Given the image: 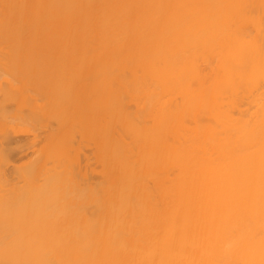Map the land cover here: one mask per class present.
<instances>
[{"label":"bare ground","instance_id":"obj_1","mask_svg":"<svg viewBox=\"0 0 264 264\" xmlns=\"http://www.w3.org/2000/svg\"><path fill=\"white\" fill-rule=\"evenodd\" d=\"M10 3L7 5L15 13H4L0 3V52L3 63L9 62L11 78L4 73L7 69L0 70L4 74H0V124L16 117L9 108L19 92L30 89L35 93L33 99H24L19 93L17 99H21L14 104L22 109L13 111L17 114L19 110L17 116L27 113L33 117L34 113L38 120L50 116L56 122L48 118L49 126H55L50 128L46 117L41 125L50 130L34 125L36 132L32 129L31 137L19 139L23 155L29 147L33 152L24 168V180L33 182L43 172L44 162L50 173L40 185L41 192L38 184L31 185L32 190L28 184L31 193H24L27 183L23 182L20 203L15 201L17 194H11L16 199L5 198L22 209L14 208L18 214L14 222H20L17 230L7 228L15 238L6 236L11 240L6 245L0 232L4 263L264 264V103L263 96L246 99L242 93L264 79V0ZM28 3L33 21L20 28L23 32L28 27L24 32L29 35H23L12 23L24 17L21 7ZM40 8L48 9L45 29H41L39 18L45 16ZM198 14L202 19H196ZM164 31L175 40L161 39ZM148 47L156 49L151 57H143ZM88 62L103 65L96 79L88 80L89 86L81 84ZM201 63L209 69L200 71ZM29 68L31 80L23 73ZM93 72L90 67L87 75ZM76 79L82 80L81 88ZM91 85L89 104L81 91L76 92ZM72 91H76L74 95ZM4 99L10 100H6L7 109ZM22 99L31 102L36 111L28 113L30 108L23 107ZM243 104L258 107L252 110ZM38 139L46 142L43 154L35 145ZM78 139L87 140L81 142L93 149L86 152L97 156L100 175L96 183L86 175L91 164L83 161L88 167L85 170L81 160L92 154L75 151L67 158L61 154V149L72 147ZM3 147L12 153L10 143ZM46 148L52 150L50 163ZM38 153L42 161L37 156L36 161L31 160ZM3 160L1 155V165L6 158ZM235 165L247 169L235 173ZM208 166L216 168V176L207 171ZM210 183L217 191L210 190ZM56 185H62L65 193L72 191L59 193V198L66 196L67 200L75 192L83 196L79 204L80 197L67 200L72 201L68 207L76 206L69 207L71 213L68 207L58 209L61 206L54 202L58 197L52 204L48 201L44 188L54 189L56 196ZM34 191L40 200L49 196L46 205L50 209L40 207L45 201L33 207L31 200L23 201L21 195ZM21 201L29 203L25 207ZM1 218L6 227L13 223Z\"/></svg>","mask_w":264,"mask_h":264},{"label":"rangeland","instance_id":"obj_2","mask_svg":"<svg viewBox=\"0 0 264 264\" xmlns=\"http://www.w3.org/2000/svg\"><path fill=\"white\" fill-rule=\"evenodd\" d=\"M12 2H13V0H11ZM0 3H3V5L2 6H4L3 8H4V13H5V10H6V13H7V11L8 12H10L11 14L12 13H15L14 12V10H11V8L9 7L10 5L9 4H11L12 5V3H10V0H0ZM7 3H9L8 5H7ZM23 5V4H22ZM25 6H23V7H21V8H25V11H24V17L21 19V20H18L17 22L15 21V20H13V21H15V22H13L12 24H13V26L12 25H10V26H12V27H17V30L19 29V30H21L20 28H22V27H24L27 23L26 22H28V21H30L31 19H33V10H32V7L30 6V4L28 3V4H24ZM32 5V4H31ZM1 6V7H2ZM1 10H3L2 8H0ZM15 9V8H14ZM16 9H17V7H16ZM15 9V10H16ZM41 9V8H40ZM39 9V10H40ZM0 10V27H2V21L1 20H3V14H2V11ZM20 10V8L18 9V12L21 14V13H23L22 11H23V9H22V11H19ZM42 11L40 12V13H43L42 15H44L45 17H43V18H45V19H43L42 20V18H39L40 20H41V22H42V24H43V26H41V29H45V26H44V24L46 25L47 24V11H48V9H41ZM9 13V14H10ZM40 13H39V15H40ZM41 15V16H42ZM5 16V15H4ZM12 16V18H13V15H11ZM15 17H17L16 16V14H15ZM21 17V16H20ZM10 19V16L8 17V20ZM18 19H20L19 17H18ZM196 19H202V15H200V14H198L197 16H196ZM12 20V19H11ZM263 20V24H264V18L262 19ZM4 21H5V19H4ZM31 21H33V20H31ZM39 21V20H38ZM44 21H46V22H44ZM5 22H7V19H6V21ZM35 22H37V21H35ZM40 22V21H39ZM44 22V23H43ZM26 23V24H25ZM175 23H178L177 21L175 22ZM10 24H11V22H10ZM30 24H32V22L30 23ZM30 24L28 25V26H30ZM34 24V23H33ZM42 24H40V25H42ZM9 26V27H10ZM32 26V25H31ZM42 27H44V28H42ZM28 27L26 26L25 27V29H24V31H28V29H27ZM33 28V26L32 27H30V32L33 30L32 29ZM12 29H16V28H12ZM11 29V30H12ZM32 29V30H31ZM23 30V29H22ZM22 30H21V32H22ZM15 31V30H14ZM22 32V34L24 35L25 33H26V35H29L27 32ZM26 35H25V37H26ZM161 36H162V38L161 39H165V40H167V41H174L175 40V37L174 36H171L170 34H168V33H166L165 31L164 32H162L161 33ZM23 37V36H22ZM24 37V38H25ZM26 38H28V36L26 37ZM31 38V37H30ZM32 39V38H31ZM31 39H30V41H31ZM29 39H27V40H25V42H26V44L27 43H29V41H28ZM25 42H23L24 44H25ZM31 43V42H30ZM29 43V44H30ZM26 44H25V46H26ZM27 46H30V45H28L27 44ZM31 47V46H30ZM154 47H148L143 53H142V56L143 57H151L152 56V53H153V51H154V49H156V48H154ZM27 49H29V48H27ZM34 52V51H33ZM3 53V51H1L0 52V70H1V72L2 71H4L5 69H9V67H8V63L9 62H6V61H4L5 62V64L3 63V58H2V54ZM27 54H28V50H24V55L25 56H27ZM38 54V53H37ZM4 55H5V53H4ZM29 55V54H28ZM33 55V54H32ZM105 56H106V54H105ZM5 57H6V55H5ZM34 58V57H33ZM138 58V57H137ZM2 59V60H1ZM6 60V59H5ZM107 60V59H106ZM103 61H104V58H103ZM35 62H36V60H35ZM31 64H33V63H31ZM106 64H104V66H105ZM25 66H27V65H25ZM25 66H23V67H25ZM36 66H38V65H36ZM30 67H32V66H30ZM87 67V68H86ZM90 67H93V70H94V72H93V74L91 75V76H88L87 75V70L90 68ZM103 67V65L101 66V65H99V64H91V63H87V65L84 67L85 68V70H84V72L82 71V74L84 75H82V79H83V82H81L82 80H80L79 82L77 81V79L76 80H74V81H76L77 83H79L80 84V82H81V84H83V83H85V82H87V86H89V84H88V80H89V83H90V81L93 79V78H95V76H96V74L100 71V69ZM5 68V69H4ZM26 68V67H25ZM28 68V67H27ZM34 68V67H33ZM83 68V69H84ZM107 68V67H106ZM4 69V70H3ZM22 69V68H21ZM36 69V68H35ZM199 69H200V71H207L209 68H208V66H206L205 65V63H201L200 65H199ZM7 70H6V72L4 71V73H6V75H8V77L7 78H9V80L11 79L10 78V76H9V70H8V72H7ZM21 73H22V71H21ZM21 73H20V71H19V75L21 76ZM23 73H26V78L27 79H29V80H31V78L30 77H32L31 75H30V77H29V75H28V73H32V72H30V68L29 69H25L24 71H23ZM22 73V74H23ZM33 73H35V72H33ZM1 74V73H0ZM3 74V73H2ZM1 74V75H2ZM4 75V74H3ZM2 75V76H3ZM94 75V76H93ZM2 76H0V81L2 80ZM24 76V75H23ZM22 76V77H23ZM93 76V77H92ZM84 77V78H83ZM25 78V79H26ZM74 78V77H73ZM5 79V78H4ZM33 79H35V78H33ZM91 79V80H90ZM96 79V78H95ZM3 81H5V80H3ZM71 81L73 82V79H71ZM7 82V81H6ZM6 82H2V83H4V84H6L7 85V83ZM9 82V81H8ZM95 81H93V83H94ZM75 83V82H74ZM92 83V82H91ZM9 84V83H8ZM80 84V88H81V85ZM95 84V83H94ZM0 85H1V83H0ZM3 85V84H2ZM1 85V86H2ZM5 85V86H6ZM76 86H77V84H75ZM3 87V86H2ZM7 87V86H6ZM84 87V86H83ZM82 87V88H83ZM86 87V86H85ZM84 87V88H85ZM94 87H96V85L95 86H93V88ZM75 88V87H74ZM74 88L72 89V90H74ZM80 89L78 92H76L77 90V88L75 89L76 91H72V93H73V95H74V92H76V93H80V91H81V93L83 94V95H85L87 98L86 99H88V102H89V104H90V102L92 103V98H93V96H92V85H91V88L89 87L88 89ZM94 90V89H93ZM24 92V93H23ZM20 93V95L22 96V95H24V97H22V98H29V100L31 101V99H33V97L31 98V94H35V93H32V91H31V89H30V91H21V92H19ZM19 93H18V95H19ZM243 93V98H256V97H259V96H263V100H264V79L262 80V81H260L259 82V84L258 85H253V87L251 88V89H246L245 90V92H242ZM94 94V93H93ZM16 96V99L14 100V101H19V99H21V97L19 98V99H17V97H19V96ZM27 96V97H26ZM81 96V95H80ZM15 97V96H14ZM11 99H13V98H11ZM5 100V104H6V100L7 99H4ZM4 100H3V102H4ZM262 100V102L261 103H264V101ZM7 101H10L9 99L7 100ZM12 102L13 104L15 103V102ZM22 101V103L21 104H24L23 105V107L25 106L26 108H28V106H29V111H28V113L30 112V110H35L36 111V109H32L31 108V106H30V104H31V102H28L27 100H24L25 101V103L23 102V99L22 100H20V102ZM87 101V100H86ZM26 102L28 103V105H25L26 104ZM9 103H11V102H9ZM16 103H19V102H16ZM94 103V102H93ZM12 104V106H10V107H12V108H9L11 111H8L9 113L11 112L12 114L11 115H13L14 114V116H16V117H11L10 115V117H11V119H7L6 118V120L4 119V122H3V124H0V140H2V141H4L5 139V141H6V144H8V143H10V146L12 147V153L9 155L8 154V152L6 153V151L5 150H3L4 149V147H6V146H4L3 147V144L4 145H6L5 143H2V141H1V143H0V157H1V155L3 156V159L5 160V158H6V160H5V163H3V161H2V163L4 164V165H1L0 164V215L2 214V213H4V215H5V218H4V215L2 214L1 215V217L3 216V219L2 220H4V221H6L7 223L8 222H10V221H13V223H10V224H8L7 225V227H6V224H5V226L3 225V223H2V221H1V223H0V227L2 228V227H5V228H3L2 229V231H0L2 234H1V237H2V239H5V241L3 240V242L5 243L6 242V245H7V243L8 242H10L11 240H8V239H11V237H10V235H13V233L15 232L14 230H17V229H15V227L20 223L19 221L18 222H14V219L17 217V213L14 211V208H15V210H18L19 209V211L22 209V207H16V205H19V204H17V203H20L19 201H17L18 200V198L20 197L19 195L21 194V191H22V188H20V186L21 187H24L25 185H26V183H27V185H26V188L29 186V189L31 188V190H32V186L31 185H33V186H36L37 184L40 186H42V183L46 180V178H47V176L49 175V170H48V163L47 162H44L43 164H45V167H44V170H43V172L40 170L34 177H33V179L34 178H36L37 179V182L35 181L36 179H34V181L32 182H30V179H28V180H24V168H25V166L27 167V165L26 164H28V162H30V159H29V157H31L30 155L33 153H31V152H29V151H31V149L32 148H28L29 149V151H27V154H25V155H23L22 154V152H21V147H20V141H19V139L21 138V136H29V137H31V132H33L34 131V129H33V127H35L34 125H37L38 127H39V129L40 130H44V129H46V128H48V126L49 125H51V124H49V123H47V122H50L52 119H54V121H55V119L56 118H52L51 119V117L50 116H46V115H44L43 117H47V119H46V117L44 118V119H41V120H44L45 121V119H46V125H48L46 128L44 127V126H46V125H41V123H43L41 120H38L36 117H34V113L32 114V116L33 117H31V115H28L27 113L25 114V116H20V114L17 116V114L19 113V110H21V109H19L20 107H22V105L20 106V104H19V106L20 107H18V105H13ZM89 104H88V106H89ZM95 104V103H94ZM10 104H8V106H9ZM87 106V105H86ZM5 107H6V109L8 108L7 107V104L5 105ZM242 107H251V109L252 110H255L257 107H258V105L257 104H243L242 105ZM24 109L25 111H23V112H26V110L27 109ZM17 109H19L18 110V113L16 114V111H13V110H17ZM8 112H6L7 113V116H8ZM39 115H40V117H41V113H39ZM43 115V114H42ZM9 117V118H10ZM37 117H39L38 116V114H37ZM42 117V118H43ZM48 118H50L51 120L49 121L48 120ZM7 121V122H6ZM53 122V121H52ZM51 122V123H52ZM56 122V121H55ZM53 124H55V123H53ZM56 126H57V124H55ZM42 127H43V129H42ZM50 127V126H49ZM54 128H55V126H53ZM52 126L50 127V128H53ZM32 129H33V131H32ZM38 129V130H39ZM49 129V128H48ZM37 130V129H36ZM38 130H37V132H38ZM47 130V129H46ZM50 130V129H49ZM45 131V130H44ZM43 131V132H44ZM34 132H36V131H34ZM39 132H41V131H39ZM41 133L42 135L44 134V133H46V132H44V133ZM49 133V132H48ZM42 135H41V139H42ZM38 136H40V135H38ZM43 136H45V135H43ZM47 136V135H46ZM45 136V137H46ZM45 137H43L44 138V141L46 140V138ZM39 138V137H38ZM39 140L38 139V141L36 140V142H38L37 144H35L36 145V147H38V148H36V150L38 149V150H40V152H42V149L41 148H43V150H44V146L43 145H45L44 143H46V142H42V140ZM81 140H83V141H85L84 139H81ZM81 140L80 139H78V140H76L74 143H73V146L71 147V146H68L67 147V149L66 150H64L63 149V151H62V149H61V154L64 156V157H66V155H69V157H70V154H74L75 153V151H76V153H81L82 155L84 154V152H88V150H90V149H93L92 148V146H91V144L89 145V146H85V145H88V144H85L84 145V143H87L88 141L86 140L84 143H82L81 142ZM4 141V142H5ZM7 141H8V143H7ZM40 141V142H39ZM49 143V142H48ZM47 145V144H46ZM51 145V147L53 146L52 144H50ZM79 145H84V146H82L83 148L81 149V147H79ZM31 147H33V146H31ZM53 148V147H52ZM79 148V149H78ZM5 149H8V148H5ZM10 149V148H9ZM51 149V148H50ZM49 148H46V151H45V153H46V157H47V159H48V162L50 163V161H49V154L52 152V150H50ZM71 149V150H70ZM78 150H80V151H78ZM78 151V152H77ZM36 153H37V151H35ZM66 152H67V154H66ZM86 152V153H87ZM44 153V151L41 153V154H43ZM70 153V154H69ZM75 153V154H76ZM85 153V154H86ZM90 153V152H89ZM89 153H87L88 155H89ZM30 154V155H29ZM39 154V153H38ZM38 154L37 155H34V158H32L31 160H33V159H35V161L38 159V161H40V159L42 158L43 159V156L42 155H40V158H39V156H38ZM84 154V155H85ZM92 154V156H86L85 155V157L84 156H81V160H82V162L84 161H87V165H90L89 166V169H88V167H87V165L83 162V167H84V164L86 165L85 166V170H87L89 173H86V175H88L89 176V178L91 177L92 178V182L93 183H96L97 181H98V179H99V175H100V173L97 171V170H99V168H100V164H99V161H97L98 159H97V156H96V154H95V157L93 156L94 154H93V151L90 153V155ZM7 155V156H6ZM36 156H37V159H36ZM42 156V157H41ZM77 156H79V155H75V157H77ZM45 157V158H46ZM84 157V158H83ZM90 157V159H88V158ZM67 158V157H66ZM87 158V159H86ZM42 159H41V161H42ZM80 160V161H81ZM25 161H27V163L25 162ZM34 161V162H35ZM37 161V162H38ZM40 161V162H41ZM46 161V160H45ZM25 162V163H24ZM81 162V163H82ZM1 163V162H0ZM36 163V162H35ZM88 163H90V164H88ZM31 164V163H30ZM42 164V163H41ZM50 165V164H49ZM3 168H2V167ZM30 166V165H29ZM47 166V167H46ZM249 167V166H248ZM29 168V167H28ZM87 168V169H86ZM246 169H247V167L245 168V167H243V166H241V165H235V166H233V171L235 172V173H240L241 171H243V172H245L246 171ZM29 171V170H28ZM207 171L212 175V177L213 176H216V174H217V172H216V168H214V167H211V166H208L207 167ZM173 174V173H172ZM25 177H27V176H25ZM32 177V176H31ZM199 177H201V176H199ZM113 180V175H111V177H110V180H109V183H111V181ZM61 181V180H60ZM23 182H25V185H22L23 184ZM39 182V183H38ZM58 183H59V181H57ZM63 182V180L61 181V183ZM120 182V181H119ZM41 183V184H40ZM29 184V185H28ZM63 184V183H62ZM41 186H40V188L38 189V190H40V192L42 191L41 190ZM62 186V185H61ZM60 185L59 186H55V189L56 188H59V192L58 193H56V191H54L55 192V195L56 196H54V193H53V190H51V189H49V188H44L45 190H46V192L48 193V195L50 196V199L48 200L49 202H50V204H52L51 202H53L52 200H56V197H58L59 195H61V194H63L62 192H64V194L63 195H67L69 192L70 193H72V191H69L68 193L66 192L65 193V191H67V190H65L64 191V189L61 191V189H62V187H61ZM61 187V188H60ZM25 187L23 188V192L24 193H27L28 191H30L28 188L26 189ZM38 188V187H37ZM25 189V190H24ZM33 189H36V187L34 188L33 187ZM217 187L213 184V183H210V190L211 191H217ZM26 190H28L27 192H25ZM38 190H36L37 192H38ZM61 191V192H60ZM46 192H44V193H46ZM10 193V194H9ZM20 193V194H19ZM30 193H31V191H30ZM43 193V192H42ZM59 193H61V194H59ZM11 194H17L16 195V197H17V199L15 198V196H12ZM59 194V195H58ZM77 194V195H76ZM79 193H77V192H75V196H77V197H80V198H78V204H79V202L81 203V198H83V196L81 195V194H79ZM4 195V196H3ZM29 196H27L26 194H24V195H21V198H23V199H25V200H23V199H20V200H23V201H26V200H31V203H29V202H27V204L29 203L30 204V207H33L34 206V204L35 205H38V203L39 202H44V203H40L41 204V208H43V209H45V207L47 208H49V205L47 206L46 205V203L48 202V201H46V198H48L49 196L47 195L46 197L44 196V198H43V196H41L42 198H41V200L39 199V193H38V196L36 195V192L34 191L33 192V195L32 194H28ZM32 195V196H31ZM40 195H42V194H40ZM74 195H71L70 197L68 196V199L67 200H74L76 197H75ZM8 197V200L10 199H12V198H15L16 200V202H14V201H12L13 202V204L11 205V203L9 202V204H8V202H7V199H5V198H7ZM30 197V198H29ZM38 197V198H37ZM65 198L64 196H60V198ZM72 197H74V199H72ZM32 198V199H31ZM60 198L58 197V200H56V201H54V202H57L56 204H57V206H61V207H58V209H61V208H63V207H68L67 206V204H69L70 202H72V201H70V202H68L67 200H66V198H65V201L64 200H61L62 202H61V204L63 205H61L59 202H60ZM23 201H21V204L22 205H24L25 203L23 202ZM77 200H75V201H73V203H75ZM6 202H7V204H6ZM33 202V203H32ZM65 202H68V203H65ZM15 204V205H14ZM20 204V205H21ZM27 204L26 205H24L25 207L27 206ZM39 204V205H40ZM65 204H66V206H65ZM14 205V207H12ZM77 205V204H76ZM23 206V207H24ZM43 206V207H42ZM45 206V207H44ZM53 206V205H52ZM70 206H72V204L71 205H69V207ZM69 207H68V210L70 211V213H71V207H70V209H69ZM74 209L76 208V206H72ZM79 206L77 205V208H78ZM41 208H40V210H41ZM48 208H47V210H48ZM55 208V207H54ZM50 209V208H49ZM74 209H72V210H74ZM57 210V209H56ZM67 210V209H66ZM66 210H63V211H65L66 213L68 212V211H66ZM52 211H53V209H52ZM59 211V210H58ZM61 211V210H60ZM59 211V212H60ZM18 212V211H17ZM58 212V213H59ZM64 212V213H65ZM54 213H55V210H54ZM58 213H56V214H58ZM62 213V211L60 212V214ZM68 214V213H67ZM12 224V225H11ZM3 225V226H2ZM10 227H12L13 228V233L11 232L10 234L8 233V232H10L12 229L10 228ZM7 228H9V229H11V230H9V229H7ZM6 229H7V231H6ZM17 233H18V231H16ZM4 233V234H3ZM16 233V234H17ZM6 236H9L8 237V239H7V237ZM14 236H16L15 234L13 235V237ZM15 238V237H14ZM13 238V239H14ZM7 239V240H6ZM2 240L0 239V242H1ZM1 245H2V242L0 243ZM0 245V246H1ZM4 245V244H3ZM2 249H4L3 247H2ZM1 249V250H2ZM6 249V248H5ZM0 250V251H1ZM2 252V251H1ZM1 255H2V253H1ZM6 255V254H5ZM3 256H0V264H5L7 261H3ZM5 259H6V256H5ZM5 262V263H4ZM14 264H18V263H14Z\"/></svg>","mask_w":264,"mask_h":264}]
</instances>
